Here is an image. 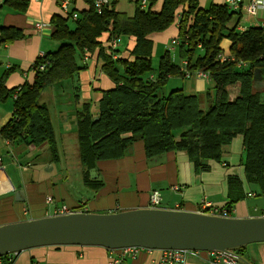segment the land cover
Returning <instances> with one entry per match:
<instances>
[{
  "label": "trees",
  "instance_id": "trees-1",
  "mask_svg": "<svg viewBox=\"0 0 264 264\" xmlns=\"http://www.w3.org/2000/svg\"><path fill=\"white\" fill-rule=\"evenodd\" d=\"M56 1L60 5L62 0ZM83 1L86 9L73 8L67 15L51 17L50 38L56 40L58 46L43 57H37L30 66L31 81L8 89L5 75L0 78V103L13 99V112L0 127V138L12 144L35 147L47 143L55 160L54 130L48 106L39 99L45 89L77 77L86 69L81 63L83 56L96 53L102 72L114 86L102 92L95 113L89 112L87 103H82L81 109L76 111L78 157L87 184L101 185L89 178L88 171L95 162L125 156L136 141L143 142L148 159L182 151L196 170L205 171L206 163L218 161L222 149L232 138L241 135L245 179L264 193L263 29L250 27L240 32L235 10L217 4L201 8L197 0H162L158 11L152 9L155 0H145V6L141 5L142 0H136L131 15L116 10L110 1L100 12L94 9L91 0ZM2 3L16 13H23L28 7V0ZM74 13L76 18L72 17ZM176 18L177 45L182 60L187 61L186 70L205 72L214 82L209 106L197 95L186 94L182 89L163 92L169 78H186L182 66L173 62L168 52L160 56L157 70L151 66L153 41L150 36L170 28ZM104 33H108L109 40L133 37L135 45L127 51V57L113 60L115 50H105L99 41ZM23 37L19 28L0 26V44ZM223 40L228 41L234 59L246 62L243 69H236L234 62L218 60ZM39 65L44 69L39 70ZM256 71L263 83L260 88L254 82ZM232 87L237 88L233 96ZM78 96L74 93L76 101ZM228 182L229 210L244 195L235 177H229ZM236 252L239 254L241 250ZM8 256H2V264H9Z\"/></svg>",
  "mask_w": 264,
  "mask_h": 264
},
{
  "label": "crops",
  "instance_id": "crops-1",
  "mask_svg": "<svg viewBox=\"0 0 264 264\" xmlns=\"http://www.w3.org/2000/svg\"><path fill=\"white\" fill-rule=\"evenodd\" d=\"M3 1H0V26L16 27L24 34L22 39L0 44V78L5 75V86L10 89L32 80L33 71L28 69L37 57L47 53L44 52L45 49L51 48V43L45 40L53 31L51 17L54 14L68 13L61 10L56 0H28V7L23 13L9 10L2 5ZM109 1L111 6L120 10V0ZM197 1L201 8H207L211 4L227 6L226 0ZM248 2L249 0H243L240 8L235 10L239 17L237 30L243 32L242 30L250 27H259L264 32V7L258 8L254 15H248ZM161 3L162 0H155L152 9L158 11ZM73 8L86 9L87 5L83 0L70 1L69 11ZM177 21L178 18L170 26L172 33L168 34L169 49L164 53L178 48V45L173 46L171 43L172 40H177ZM37 23L42 24L40 29H36ZM159 34L150 36L153 50L155 38L166 43ZM110 40L108 33L99 37L105 50L110 49ZM116 41L112 56L127 57V51L135 45L134 38L121 37ZM85 66L86 69L79 72L72 81L44 90L49 91L53 105L51 109L48 105V110L54 130L55 160L47 143L35 147L25 143L12 144L0 138V225L62 215L64 213L57 210L63 207L70 213H112L147 208L150 194L154 190L159 192L161 198L158 208L198 212L201 201L207 199L214 207L226 210L227 217L264 216V193L257 185L248 183L245 179L241 135L232 138L222 149L218 161L209 160L205 171L196 170L182 151H170L148 159L143 142L136 141L125 156L95 162L92 169L96 177L89 178L101 185L94 187L87 184L78 157L76 111L81 109L82 103H87L89 112L95 113L102 92L114 85L102 72L101 61L97 59L96 53L88 54ZM10 69L13 70L6 72ZM197 78H185L191 81L181 89L186 94H196ZM232 92L237 93V88L232 87L230 93L235 94ZM74 93L79 95L77 101ZM10 101L0 103V127L12 115L13 99L10 98ZM229 177H235L239 181V191L244 197L228 210ZM48 198L52 199L50 203L47 202ZM162 254V251L143 249L132 254H122L121 249L67 245L24 250L8 256L7 261L9 264H110L112 260H119L121 264H162ZM239 255L251 264H264V243L249 244ZM181 264L215 263L206 252H201L198 256H189Z\"/></svg>",
  "mask_w": 264,
  "mask_h": 264
},
{
  "label": "water",
  "instance_id": "water-1",
  "mask_svg": "<svg viewBox=\"0 0 264 264\" xmlns=\"http://www.w3.org/2000/svg\"><path fill=\"white\" fill-rule=\"evenodd\" d=\"M254 82L258 88L263 86L259 71ZM89 176L96 177L94 169L89 170ZM254 243H264V216L239 218L137 208L112 213L74 212L0 225V257L37 247L70 245L218 252L240 264H251L236 251Z\"/></svg>",
  "mask_w": 264,
  "mask_h": 264
},
{
  "label": "built area",
  "instance_id": "built-area-1",
  "mask_svg": "<svg viewBox=\"0 0 264 264\" xmlns=\"http://www.w3.org/2000/svg\"><path fill=\"white\" fill-rule=\"evenodd\" d=\"M1 1V0H0ZM94 9L97 12H100L103 8H105L108 3L109 0H91ZM227 2V6L232 9V10H237L238 8H240L243 0H226ZM69 4H70V0H62L60 3V8L64 13H69ZM141 5L145 6L146 5V1L142 0L141 1ZM264 7V0H249L247 6H246V13L248 15H254L256 13V10L258 8H262ZM73 18H76V14H72ZM36 29H40L42 27V24L37 23L35 24ZM244 31V30H242ZM172 45L176 46L178 41L177 40H172ZM117 45V41L116 39H112L110 41L109 44V48L111 50H113ZM198 48H200V46H198ZM39 57H43V55H40ZM218 60L221 62H234L235 64V68L236 69H243L246 65V62L244 60H236L234 59V56L232 55H223L222 53H219L217 55ZM88 58V54H85L81 60L82 64H85ZM113 59L116 58L115 55L112 56ZM186 64L187 61L183 60L182 61V71L184 72V76L186 78H190L193 74L196 75V77L198 78H207L208 74L202 71H196V72H192V71H188L186 70ZM39 70H43L44 66L43 65H39L38 66ZM16 97V93L13 95V98ZM0 168H2L1 166V160H0ZM160 194L158 191L154 190L151 192L150 197H149V204L147 208H158L160 206ZM52 201L51 198L47 199V202L50 203ZM59 211V213L63 212L64 214H68L70 213L68 210H66L65 207H63L60 210H57V212ZM198 212L199 213H209L212 215H218V216H224L227 217V213L226 210L224 209H218L216 207H214L211 202H209L207 199H203L200 203V205L198 206ZM60 215V214H57ZM141 248H136V247H131V248H125V249H121L122 250V254L125 253H135L138 250H140ZM145 250V249H143ZM150 251V250H148ZM162 257H161V262L162 264H181L183 262H185V260H187V258L189 256H198L201 252L199 251H189V250H164L162 251ZM212 259V261L215 264H240L238 263L235 259L222 254V253H218V252H206ZM9 258V257H8ZM3 263L2 257H0V264ZM110 264H121L119 260H112L110 262Z\"/></svg>",
  "mask_w": 264,
  "mask_h": 264
},
{
  "label": "rangeland",
  "instance_id": "rangeland-1",
  "mask_svg": "<svg viewBox=\"0 0 264 264\" xmlns=\"http://www.w3.org/2000/svg\"><path fill=\"white\" fill-rule=\"evenodd\" d=\"M118 7H119L118 9H120L121 11L126 12L128 15L129 14L131 15L132 8L135 7V0H120ZM68 23H69L70 27L73 26L72 21L69 20ZM170 33H172V28H168L167 30H165L159 34L160 35L159 37L161 38V40H164V41L166 40V43L156 40L155 37H157V36L154 37L155 38L154 39L155 49L153 50L152 57H151V66L154 70H157V68H158L160 56L164 53V51H168V49H169V47L167 46V43L169 42L168 34H170ZM45 40L47 41V43H51V48L45 49L44 52H49L52 50L54 51L57 48L58 42L56 40H53L50 37H45ZM123 42H125V40ZM228 46H229L228 41L223 40L221 43V46H220V49H221L220 53H222L223 55H229L230 52H229ZM194 55L196 56L197 53H195ZM168 56L173 62H175L179 66L181 65L182 56L179 52V48L170 49V51L168 52ZM197 71H199V70H197ZM192 72H196V71H192ZM191 77H196V75L193 74ZM190 81H191L190 79L185 80V79H181L178 77L169 78L166 85L164 86L163 92H165V94H166L173 89L185 88L190 83ZM48 92L49 91H45L41 95L39 102L45 103L47 106L49 105V109H51L50 107H52L53 105H51L52 100H51V96L48 94ZM213 93H214V82L209 77V75L207 78H197V89H196L195 95H197L198 99H200L203 104L207 103L209 106L210 103H212L211 100L213 99ZM232 93H235V92H232ZM46 99H47V101H46ZM202 99H203V101H202ZM8 102H11L10 99H7V101L5 103H8ZM0 108H1V106H0Z\"/></svg>",
  "mask_w": 264,
  "mask_h": 264
}]
</instances>
